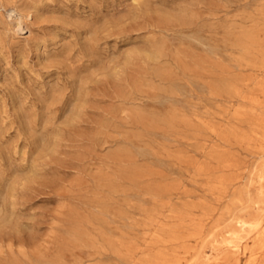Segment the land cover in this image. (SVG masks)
Wrapping results in <instances>:
<instances>
[{
	"label": "rangeland",
	"instance_id": "obj_1",
	"mask_svg": "<svg viewBox=\"0 0 264 264\" xmlns=\"http://www.w3.org/2000/svg\"><path fill=\"white\" fill-rule=\"evenodd\" d=\"M0 211V264H264V0H0Z\"/></svg>",
	"mask_w": 264,
	"mask_h": 264
},
{
	"label": "bare ground",
	"instance_id": "obj_2",
	"mask_svg": "<svg viewBox=\"0 0 264 264\" xmlns=\"http://www.w3.org/2000/svg\"><path fill=\"white\" fill-rule=\"evenodd\" d=\"M9 13V12H8ZM13 13V12H12ZM15 14V13H14ZM17 17V16H16ZM20 17V15L18 16V18ZM31 18V17H30ZM19 27V26H18ZM62 28V27H61ZM22 29L23 28H21L20 30H21V33H22ZM18 33V32H17ZM45 39V38H44ZM49 39V38H48ZM151 50V49H150ZM157 51V50H156ZM35 52V51H34ZM153 52V51H152ZM160 54V53H159ZM157 55V54H156ZM37 56V55H36ZM10 70V69H9ZM24 114V113H23ZM43 157V156H42ZM34 164V163H33ZM15 203V202H14ZM1 212V211H0ZM2 213V212H1ZM252 226V225H251Z\"/></svg>",
	"mask_w": 264,
	"mask_h": 264
}]
</instances>
